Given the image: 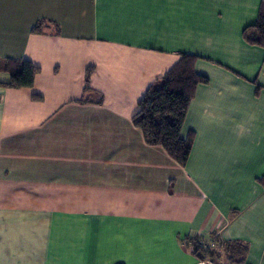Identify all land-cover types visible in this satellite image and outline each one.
Here are the masks:
<instances>
[{
  "label": "crops",
  "instance_id": "crops-1",
  "mask_svg": "<svg viewBox=\"0 0 264 264\" xmlns=\"http://www.w3.org/2000/svg\"><path fill=\"white\" fill-rule=\"evenodd\" d=\"M261 3L0 0V59L41 68L0 71V264H204L186 238L212 233L264 264V47L243 38ZM181 53L209 79L185 166L133 122Z\"/></svg>",
  "mask_w": 264,
  "mask_h": 264
},
{
  "label": "trees",
  "instance_id": "trees-1",
  "mask_svg": "<svg viewBox=\"0 0 264 264\" xmlns=\"http://www.w3.org/2000/svg\"><path fill=\"white\" fill-rule=\"evenodd\" d=\"M50 23L53 21L39 20L32 27V32L40 33ZM243 38L251 45L264 47V0L257 21L243 30ZM198 58L195 54L181 53L177 62L147 88L133 116V122L143 131L145 141L150 145L162 146L182 166L189 160L195 135L191 132L187 138H183L181 130L198 85L209 81L195 70ZM0 71H5L10 76L9 81L4 83L5 86L18 88L33 86L41 68L26 59L6 58L0 59ZM91 73L92 68H89L85 93L93 92L90 87ZM95 93V99L86 100L102 103L103 95L98 91ZM186 244L199 260L212 259L215 264H244L248 252L246 243L225 240L217 233L186 238Z\"/></svg>",
  "mask_w": 264,
  "mask_h": 264
},
{
  "label": "built area",
  "instance_id": "built-area-1",
  "mask_svg": "<svg viewBox=\"0 0 264 264\" xmlns=\"http://www.w3.org/2000/svg\"><path fill=\"white\" fill-rule=\"evenodd\" d=\"M202 263H204V264H215L212 259H206V260L202 261Z\"/></svg>",
  "mask_w": 264,
  "mask_h": 264
}]
</instances>
